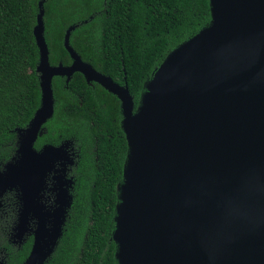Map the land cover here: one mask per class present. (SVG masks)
I'll use <instances>...</instances> for the list:
<instances>
[{
	"label": "water",
	"instance_id": "1",
	"mask_svg": "<svg viewBox=\"0 0 264 264\" xmlns=\"http://www.w3.org/2000/svg\"><path fill=\"white\" fill-rule=\"evenodd\" d=\"M45 0H39L33 35L40 105L16 129L15 156L0 169V196L18 193L15 230H27L46 179L65 178L71 142L34 143L53 115V76L67 83L80 72L120 101L127 142L112 239L118 264H264V0H209L211 20L179 44L144 83L137 107L120 85L82 60L51 65L44 36ZM65 207L47 209L36 222L22 264H44L62 234ZM52 217V219L50 218Z\"/></svg>",
	"mask_w": 264,
	"mask_h": 264
},
{
	"label": "trees",
	"instance_id": "2",
	"mask_svg": "<svg viewBox=\"0 0 264 264\" xmlns=\"http://www.w3.org/2000/svg\"><path fill=\"white\" fill-rule=\"evenodd\" d=\"M38 2L0 0V168L16 154V129L25 127L40 105L33 35ZM51 5L64 12V29L79 24L69 37L73 49L100 73L126 84L134 109L164 58L211 20L209 0H46L45 24ZM44 36L48 43L49 32ZM61 51L58 57L69 64V53ZM65 79L52 78L53 115L34 143L38 149L71 139L79 150L73 201L44 264H118L113 217L127 154L120 101L97 82L88 84L80 72ZM1 241L0 247L12 252L7 264L24 262L29 242L14 250Z\"/></svg>",
	"mask_w": 264,
	"mask_h": 264
},
{
	"label": "flooded vegetation",
	"instance_id": "3",
	"mask_svg": "<svg viewBox=\"0 0 264 264\" xmlns=\"http://www.w3.org/2000/svg\"><path fill=\"white\" fill-rule=\"evenodd\" d=\"M71 62L72 60L70 58V63ZM69 64H66V65H69ZM43 132H44V127L42 129V133ZM67 141L71 142L70 146L68 147L69 149L68 152L71 153V157L73 158V163L72 165H67L65 178L59 177L58 173L54 174V172L48 175L46 179L47 187L41 193V197L38 200L39 203L37 204V207H42V208L40 210L37 209V210L30 211L29 217H28L29 219L26 224L27 230L22 235H18L19 234L18 230H15L16 224L18 223V210L21 206L18 193L16 192V190L11 189V190L5 191L0 196V242H2L1 241L2 239H5L7 243L11 245L10 247L11 249L19 250L22 248L24 244L29 242L30 243V249L28 252V255H29L31 248H32L33 241H34V230L37 227L36 222H38V220L40 219V215H44L45 210L52 209L50 207H53L52 210H54L56 207H65L61 205L62 204L61 196L59 195L60 187L64 186L65 184H63V182H66V180L70 178L72 180L71 186H69V184L67 186L68 194L70 195V200H69L70 204L69 206H66L65 208L66 209L65 222L62 227V232H63V228L67 220L69 208L71 207L73 197H74L73 194H74L75 176L73 173V168L77 164V158L79 155L78 154L79 150L75 148L74 142L71 139H66L65 141L61 142L58 145H61ZM44 144H50V143H44ZM44 144H42V146ZM50 218L52 219V217ZM5 222H6L5 226H3V223ZM11 254H12L11 251L8 252L5 248L0 247V264H7V259L9 258Z\"/></svg>",
	"mask_w": 264,
	"mask_h": 264
},
{
	"label": "rangeland",
	"instance_id": "4",
	"mask_svg": "<svg viewBox=\"0 0 264 264\" xmlns=\"http://www.w3.org/2000/svg\"><path fill=\"white\" fill-rule=\"evenodd\" d=\"M45 2L46 0L43 3L44 17L46 14ZM52 7L53 6L51 5L50 7L51 10L49 11V14H48L47 24H45L46 22L44 21V27H45L44 34H45V31L49 32L50 34L49 42L48 43L46 42L48 46V50H49V62L51 65H57L59 63L63 64V62L60 60V56L58 57L59 50L60 51L65 50L66 53H68V51L64 47V36H65L66 30L68 27L64 29V18H63L64 12L53 11ZM74 24H77V23H74ZM74 24H71V25H74Z\"/></svg>",
	"mask_w": 264,
	"mask_h": 264
}]
</instances>
